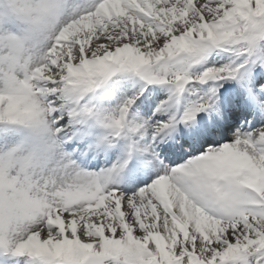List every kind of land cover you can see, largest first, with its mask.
<instances>
[{
    "label": "snow or ice",
    "instance_id": "1",
    "mask_svg": "<svg viewBox=\"0 0 264 264\" xmlns=\"http://www.w3.org/2000/svg\"><path fill=\"white\" fill-rule=\"evenodd\" d=\"M0 264H264V0H0Z\"/></svg>",
    "mask_w": 264,
    "mask_h": 264
}]
</instances>
